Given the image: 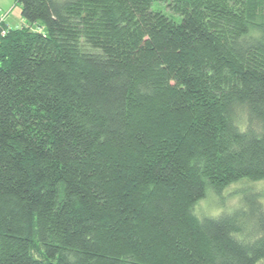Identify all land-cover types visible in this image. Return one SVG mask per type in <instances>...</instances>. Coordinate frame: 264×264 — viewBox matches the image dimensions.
Wrapping results in <instances>:
<instances>
[{
    "label": "trees",
    "instance_id": "trees-1",
    "mask_svg": "<svg viewBox=\"0 0 264 264\" xmlns=\"http://www.w3.org/2000/svg\"><path fill=\"white\" fill-rule=\"evenodd\" d=\"M15 1L0 264H264V0Z\"/></svg>",
    "mask_w": 264,
    "mask_h": 264
},
{
    "label": "rangeland",
    "instance_id": "rangeland-1",
    "mask_svg": "<svg viewBox=\"0 0 264 264\" xmlns=\"http://www.w3.org/2000/svg\"><path fill=\"white\" fill-rule=\"evenodd\" d=\"M153 9L169 14L166 6L162 3L155 4ZM0 11L2 14H9L7 21L12 29L26 26V22L22 18V9L15 0H0ZM40 29L39 26H35L33 31ZM248 193L257 197L259 205L264 210V182L243 181V183L233 184L220 195L210 192L204 200L199 202L195 211L201 217L221 216L224 213H233V211H244L246 208L244 194Z\"/></svg>",
    "mask_w": 264,
    "mask_h": 264
},
{
    "label": "built area",
    "instance_id": "built-area-1",
    "mask_svg": "<svg viewBox=\"0 0 264 264\" xmlns=\"http://www.w3.org/2000/svg\"><path fill=\"white\" fill-rule=\"evenodd\" d=\"M8 16V13L2 14L0 11V41L1 39H4L10 33L11 30H13L8 24Z\"/></svg>",
    "mask_w": 264,
    "mask_h": 264
}]
</instances>
